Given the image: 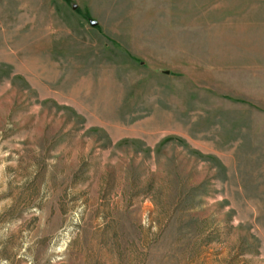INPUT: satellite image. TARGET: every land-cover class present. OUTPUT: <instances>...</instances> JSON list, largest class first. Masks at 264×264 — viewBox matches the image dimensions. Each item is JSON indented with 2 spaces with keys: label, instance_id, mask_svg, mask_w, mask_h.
<instances>
[{
  "label": "rangeland",
  "instance_id": "1",
  "mask_svg": "<svg viewBox=\"0 0 264 264\" xmlns=\"http://www.w3.org/2000/svg\"><path fill=\"white\" fill-rule=\"evenodd\" d=\"M0 264H264V0H0Z\"/></svg>",
  "mask_w": 264,
  "mask_h": 264
}]
</instances>
